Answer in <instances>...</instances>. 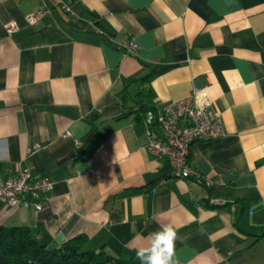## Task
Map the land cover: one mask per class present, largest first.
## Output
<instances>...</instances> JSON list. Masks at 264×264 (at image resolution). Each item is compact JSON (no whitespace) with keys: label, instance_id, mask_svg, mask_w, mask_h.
<instances>
[{"label":"crops","instance_id":"1","mask_svg":"<svg viewBox=\"0 0 264 264\" xmlns=\"http://www.w3.org/2000/svg\"><path fill=\"white\" fill-rule=\"evenodd\" d=\"M204 87L222 135L192 142L179 178L134 111ZM24 168L52 186L0 203V225L49 247L137 259L172 223L178 264H264V0H0V176Z\"/></svg>","mask_w":264,"mask_h":264},{"label":"built area","instance_id":"2","mask_svg":"<svg viewBox=\"0 0 264 264\" xmlns=\"http://www.w3.org/2000/svg\"><path fill=\"white\" fill-rule=\"evenodd\" d=\"M43 13L42 10H35L27 14V24H36ZM5 27L9 35L20 29L15 22H9ZM135 47L134 42L123 44L126 53H130ZM205 89H194L187 97L170 101L157 109L152 106L145 112V148L158 159L168 161L173 167L174 175L179 178L187 179L194 173L189 163L191 143L195 140H212L222 135L220 115L214 109ZM39 147L35 144L27 151L31 153ZM197 180L209 184V180L203 177ZM51 186L52 183L47 178L33 176L28 168L21 169L15 176H0V203L17 206L20 202H26L27 197L38 199ZM209 203L222 204L216 198L210 199ZM34 207L41 209V201L35 202Z\"/></svg>","mask_w":264,"mask_h":264},{"label":"trees","instance_id":"3","mask_svg":"<svg viewBox=\"0 0 264 264\" xmlns=\"http://www.w3.org/2000/svg\"><path fill=\"white\" fill-rule=\"evenodd\" d=\"M146 110L140 105L135 118L143 122ZM85 244L83 236H75L49 247L27 225H0V264H140L135 258L112 256L103 247L88 249Z\"/></svg>","mask_w":264,"mask_h":264},{"label":"clouds","instance_id":"4","mask_svg":"<svg viewBox=\"0 0 264 264\" xmlns=\"http://www.w3.org/2000/svg\"><path fill=\"white\" fill-rule=\"evenodd\" d=\"M177 239L176 227L165 223L149 234L144 245L136 250V258L140 264H178L175 259Z\"/></svg>","mask_w":264,"mask_h":264}]
</instances>
